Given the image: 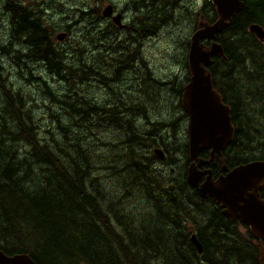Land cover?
<instances>
[{"label":"trees","instance_id":"16d2710c","mask_svg":"<svg viewBox=\"0 0 264 264\" xmlns=\"http://www.w3.org/2000/svg\"><path fill=\"white\" fill-rule=\"evenodd\" d=\"M177 1L149 0L147 9L151 15L146 17L145 26L163 27L176 22ZM240 2L239 12L216 38L223 50L222 56L214 57L206 67L212 85L230 108L234 133L222 152L228 169L264 161V47L248 32L252 24L264 30V0ZM201 6L198 21L202 16L203 21L213 23L216 14L212 5L204 2ZM2 7L9 16L12 35L8 38L23 44L25 54L17 47L10 48L0 42V251L6 256L27 255L34 264H151L158 259L166 264H259L260 252L252 244L264 242L254 240L248 228L239 222L228 221L218 204L209 198L203 200L188 185L187 150L180 178L169 176V167L161 170L151 166L153 157H146L142 149L156 138L152 130L141 133L135 125V116L140 114L137 109L145 110V106L129 105L120 115V109H112L111 105L107 107L78 97H74L78 101L74 104L69 101L72 100L69 94H58L42 79H34L33 74L30 80L20 83L22 86H16L2 67V59L6 57L12 61L23 57L28 61L29 71L32 70L29 64H42L52 76L64 81H68L67 75L73 74L82 83L84 75L93 78L95 72L92 64L84 63V55L77 56L78 63L82 62L80 69L74 72L69 69L68 61L74 52L65 59L66 52L59 51L53 39L56 30L41 12L29 10L18 0H0ZM93 11L99 13L97 8ZM105 25L114 29L110 21ZM73 44L72 50L80 52L79 43L74 40ZM204 44L208 46L207 42ZM118 65L121 69L122 64ZM101 78L104 76H99L100 83ZM33 79L44 86L46 101L57 103L65 114L76 119L65 126L58 115L51 114L58 130L56 134L48 131V138H41L36 119L30 113L32 100L24 94ZM108 79L113 78L108 76ZM154 83L164 86L165 82L154 80ZM224 83H230L226 90L221 88ZM173 86L180 95L182 86L177 88L174 82ZM225 91L232 97L228 98ZM178 108L181 109L180 105ZM141 114L148 123L145 114ZM182 119H186L184 114L179 118ZM105 123L117 134L120 131L121 135L125 134L123 141L128 149L119 160L128 165L122 166L115 176L119 193L125 192L118 198L131 199L140 192L149 193L150 196L146 195L150 201L148 206L155 211L148 219L147 224L153 227L150 230L141 228L136 232L121 225L113 210L95 199L92 183L107 189L113 187L104 169H89V158L94 154L89 134ZM177 125V120L169 124H147L152 129L170 128L173 133ZM79 129H83V134ZM200 156L208 159L206 152ZM157 159L163 161L165 157ZM205 168L212 171L214 178L223 174L218 159ZM124 174L127 179L134 176L129 179L133 184L119 181ZM89 175L92 179L86 181ZM154 194L159 197L154 198ZM260 197L264 200V185ZM191 229L201 243L200 255L190 243Z\"/></svg>","mask_w":264,"mask_h":264},{"label":"rangeland","instance_id":"374dc122","mask_svg":"<svg viewBox=\"0 0 264 264\" xmlns=\"http://www.w3.org/2000/svg\"><path fill=\"white\" fill-rule=\"evenodd\" d=\"M18 1L29 10L36 11L37 14L41 12V15L56 30L54 37L52 36L54 40L56 38L58 40L60 34H65L61 40L55 41V43L59 51L69 54L74 52L72 60L68 61L70 64L68 67L72 72L81 68L82 62L78 63L77 56L84 55L86 57L84 63L92 64L95 74L93 78L84 75L82 83H78V79H75L73 74L69 75L70 77L67 75L68 81H64L52 76L46 68L41 67L42 64H29L28 67L32 69L29 71L26 67L28 61L23 57L13 59V61L6 57L2 59V67L4 66L6 69L7 77L16 86H22L20 83L30 80L29 76L33 74L34 79H42L48 88L58 94H69L72 97V100L69 99L71 103H78L74 98L78 97L107 107L111 105L112 109H120V115L127 111L126 108H129V105L145 106V110L137 109L140 114L135 116L137 119L135 121L136 129L141 133L146 130L153 131L152 135L156 139L148 142L149 147H143V154L148 158L153 157L151 166L161 168V170L169 167V176L180 178L183 172L185 150H187L186 125L188 119L179 120L184 113L182 109L178 108L180 95L173 90V82L177 88H180L182 81L186 80L190 74L186 54L189 39L197 21L195 9L200 3L199 0H178L179 9L174 15L177 18L176 22H169L163 27L145 26L146 17L151 15L147 9L149 0H98L95 3L93 0ZM27 4L29 6H26ZM110 5L114 9L113 15H120L122 28L115 25H113L114 29L107 28L104 21H101V11ZM95 8L99 10V13L93 11ZM6 13L7 11L3 8L0 9V42L6 43V46H10V48L17 47L22 51V54H25L23 44L8 38L12 33L9 31L11 27L9 26V16ZM65 29H69L68 32ZM82 35L84 39H81ZM74 40L79 43L80 52L72 50ZM116 62L122 64L123 69H120ZM22 69L23 71H21ZM99 76H105L106 79L109 76L114 80L101 78V84L98 82ZM34 79L33 82L30 81L31 85L29 88H25V93H23L27 99L32 100L30 113L36 119L41 138H48V131L56 134L58 130L55 129L53 119L50 118L51 114L58 115L65 126L76 119L65 114L57 103L46 101L47 98L43 97L44 86H40ZM83 79H87V81ZM154 80L155 82H165L164 86L155 84ZM229 85L230 83H224L221 88L226 90ZM145 88L149 90L147 91ZM248 90L251 91V88L249 87ZM144 91L147 93H142ZM225 93L228 98L232 97L228 92L225 91ZM141 113L145 114L148 123L169 124L177 120L178 125L175 133L170 128L152 129L148 127V123L141 117ZM107 126L108 124L105 123L93 129L89 134V139L92 142L91 148L94 150V154H91L89 158V169L90 171L104 169L107 178L113 183L111 189L92 183L91 188L95 199L98 204L109 206L121 225L136 232H139L141 228L150 230L153 227L151 224H147L148 219L155 214V211L148 206L150 204L147 197L150 196L149 193L140 192L138 197L131 199L118 198L119 194L123 195L125 192L120 191L119 193L117 188L119 183L115 181V176L116 172L126 164L120 163L119 160L128 149L123 141L125 134L121 135V131L117 134L113 128L109 129ZM79 133L83 134V129H79ZM102 144L104 145L102 146ZM154 149L163 153L165 156L163 161L153 155ZM112 159H117L116 163L110 162ZM127 175H122L124 180L119 181L130 182L129 179L134 176L127 179L125 178ZM91 179L92 175H89L86 181H91ZM133 191L134 194H137L134 187ZM153 197L158 198L159 196L154 194ZM239 231L244 233L243 229H239ZM141 259H145L144 256H141ZM151 264H166V262L158 259L152 261Z\"/></svg>","mask_w":264,"mask_h":264},{"label":"water","instance_id":"95a60500","mask_svg":"<svg viewBox=\"0 0 264 264\" xmlns=\"http://www.w3.org/2000/svg\"><path fill=\"white\" fill-rule=\"evenodd\" d=\"M217 14V21L212 25L200 22L189 42L190 79L183 89L181 107L188 116L189 156L192 164L187 170V181L195 188L201 198L210 197L223 208L222 215L229 221L238 220L248 228L250 235L264 241V200L260 190L264 185V161H253L232 169L223 167L224 175L213 179L211 171H200L203 161L194 162L192 148L200 143L204 149H211L210 156L221 157L222 151L231 142L233 126L230 109L222 103L221 96L213 89L210 74L206 68L212 58L223 54L221 45L214 42L219 34L240 10V0H211ZM111 9H105L103 15L108 16ZM119 24L120 16L112 18ZM248 31L264 43V30L253 24ZM63 35L58 37L61 40ZM203 42H209L207 48ZM203 150V149H202ZM201 150V151H202ZM156 155L161 159L160 152ZM206 175V176H205ZM205 176L204 179H201ZM197 254H201L202 246L195 234L190 237ZM0 264H34L26 255L5 256L0 252Z\"/></svg>","mask_w":264,"mask_h":264},{"label":"bare ground","instance_id":"6f19581e","mask_svg":"<svg viewBox=\"0 0 264 264\" xmlns=\"http://www.w3.org/2000/svg\"><path fill=\"white\" fill-rule=\"evenodd\" d=\"M2 2H4V0H2ZM199 5H197L196 6V17H197V21H196V24H197V22H198V16H197V13H198V10L199 9H201L202 8V4L204 3V2H206V3H210L211 5H212V7L214 8V11H215V14H216V10H215V7L213 6V4H212V2H211V0H199ZM3 8V7H2ZM107 8H110L111 9V14L113 15V7L110 5V6H107L106 8H104L103 9V11H101L102 12V16H101V18L103 19V20H105L104 21V23H108V17L107 16H104L103 15V13H104V11H105V9H107ZM4 9V8H3ZM239 12V11H238ZM237 12V13H238ZM236 13V14H237ZM235 14V15H236ZM234 15V16H235ZM116 16H118V15H116ZM120 16V15H119ZM233 16V17H234ZM199 18H202V16H200ZM102 21V20H101ZM217 21V14H216V20L213 22V23H215ZM231 21V20H230ZM229 21V22H230ZM228 22V23H229ZM213 23H210V25H212ZM228 25V24H227ZM105 27H106V25H105ZM123 26L121 25V28H122ZM130 27V26H129ZM195 27H196V25H195ZM227 27V26H226ZM225 27V28H226ZM193 31H195V29H193ZM60 35H63V36H65V34L63 33V34H60ZM59 35V36H60ZM56 40H57V38H56ZM9 42V41H8ZM72 54V53H71ZM71 54H69L68 52H66V54L64 55V57H65V59L68 57V56H70ZM188 54H189V49L187 50V54H186V56H187V61H188ZM18 58H21L20 56H18ZM209 73V72H208ZM210 74V73H209ZM210 77H211V75H210ZM104 79L106 80V77L104 76ZM181 109H182V107H181ZM182 111H183V113H184V115L186 116V118L188 119V116L185 114V112H184V110L182 109ZM187 126H188V123H187V125H186V137H187V145H186V148H187V152H188V157H189V165H188V167H187V170H188V168H189V166L192 164V161L190 160V156H189V144H188V135H187ZM203 149V150H202ZM202 150V151H201ZM200 151V152H199ZM156 152H160L161 153V155L163 156V158L165 157L164 155H163V153L160 151V150H153L152 151V153H153V155L154 156H156V158H159L157 155H156ZM199 152V153H198ZM203 152H206L207 153V156H208V159H204V158H202L200 155H202L203 154ZM191 153H192V155H193V160H194V162L196 163L197 162V160H196V155H197V153H198V155H197V158L199 159V160H202L203 161V165H202V168H200L199 170L200 171H211L210 169H207V168H205V166L206 165H208L209 163H211V162H213L215 159H218L219 160V162H220V164H221V168H222V172L224 173V171H223V167H226V165L224 164V162H223V158H222V154H221V157H215L214 159H212L211 158V156H210V153H211V149H204V147L202 146V144H200V143H198V144H196V146L194 147V148H192V150H191ZM163 158H161V159H163ZM160 159V158H159ZM249 163V162H248ZM246 164V163H245ZM241 165H243V164H241ZM239 166V165H238ZM227 168V167H226ZM211 174H212V177H213V173H212V171H211ZM206 176V175H205ZM205 176H202L201 177V179H204L205 178ZM220 176V175H219ZM218 176V177H219ZM218 177H216V178H214L213 177V179H217ZM186 180H187V175H186ZM187 183H188V181H187ZM188 185L190 186V184L188 183ZM190 188H192L191 186H190ZM192 189H194V190H196L195 188H192ZM197 191V190H196ZM198 193V192H197ZM199 194V193H198ZM200 196V195H199ZM201 197V196H200ZM207 198H209L210 200H212L210 197H207ZM203 199V198H202ZM203 200H205V199H203ZM213 202H215L214 200H212ZM216 204H218L217 202H215ZM220 207H221V205L220 204H218ZM222 211H223V208L221 207V214H222ZM239 222L238 220H234V221H231V222ZM240 223V222H239ZM241 224V223H240ZM244 226V225H243ZM247 228V227H246ZM248 232H249V230H248ZM250 234V233H249ZM251 236V235H250ZM252 237V236H251ZM253 238V237H252ZM254 239V238H253ZM254 240H257V239H254ZM257 241H261V242H264V241H262V240H257Z\"/></svg>","mask_w":264,"mask_h":264},{"label":"flooded vegetation","instance_id":"af4514ba","mask_svg":"<svg viewBox=\"0 0 264 264\" xmlns=\"http://www.w3.org/2000/svg\"><path fill=\"white\" fill-rule=\"evenodd\" d=\"M195 30H196V28H195ZM179 102H180V100H179ZM214 162H216V159L213 161V163ZM252 245H254L261 253H262V251H264V247L261 244H252Z\"/></svg>","mask_w":264,"mask_h":264}]
</instances>
